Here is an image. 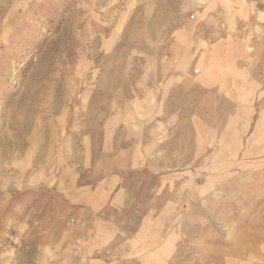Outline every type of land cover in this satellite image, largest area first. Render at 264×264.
Wrapping results in <instances>:
<instances>
[{
    "label": "rangeland",
    "instance_id": "obj_1",
    "mask_svg": "<svg viewBox=\"0 0 264 264\" xmlns=\"http://www.w3.org/2000/svg\"><path fill=\"white\" fill-rule=\"evenodd\" d=\"M213 1L0 0V264H264L249 119L169 77L226 38L264 80V0Z\"/></svg>",
    "mask_w": 264,
    "mask_h": 264
},
{
    "label": "crops",
    "instance_id": "obj_2",
    "mask_svg": "<svg viewBox=\"0 0 264 264\" xmlns=\"http://www.w3.org/2000/svg\"><path fill=\"white\" fill-rule=\"evenodd\" d=\"M216 2L220 5L229 3L228 0ZM216 2L213 1V3ZM183 36L184 32L181 38ZM181 40L183 41L180 44L183 45L174 43L179 46V54L171 69L170 81L189 83L192 80L201 87L205 99L212 97L225 101V115H235L236 119L241 116L249 119L246 121V124L251 127L248 133H246L248 125L245 126L246 129L238 127L233 131L231 137L233 142L229 146L230 154L227 158L241 157L240 160L238 159V165L250 168L252 173L264 168V104L260 106L258 104L260 100H264V80L259 79L251 61L245 62L243 59L235 58L233 45L227 43L226 38L218 39L219 41L213 43L201 44L203 48L199 47L197 56L190 50L193 45L186 43L184 38ZM196 69L198 71L192 74V71ZM227 103H231L232 107L228 108ZM224 146L227 145L224 143ZM221 147H223V142ZM256 243L253 238V244ZM239 251L240 249H237V256L244 257L245 255H238ZM261 256L253 255V258L259 262Z\"/></svg>",
    "mask_w": 264,
    "mask_h": 264
},
{
    "label": "built area",
    "instance_id": "obj_3",
    "mask_svg": "<svg viewBox=\"0 0 264 264\" xmlns=\"http://www.w3.org/2000/svg\"><path fill=\"white\" fill-rule=\"evenodd\" d=\"M198 70L196 69L195 72H197Z\"/></svg>",
    "mask_w": 264,
    "mask_h": 264
}]
</instances>
